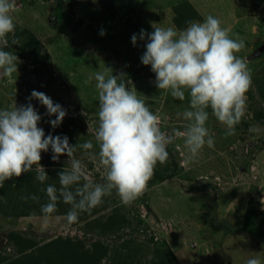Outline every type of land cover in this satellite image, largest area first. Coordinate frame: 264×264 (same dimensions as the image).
Returning <instances> with one entry per match:
<instances>
[{
  "label": "rangeland",
  "instance_id": "374dc122",
  "mask_svg": "<svg viewBox=\"0 0 264 264\" xmlns=\"http://www.w3.org/2000/svg\"><path fill=\"white\" fill-rule=\"evenodd\" d=\"M185 1H190L201 15L196 21L211 14L231 29L230 35L245 41L246 47L238 55L247 60L251 70L247 112L235 135L226 136L225 126L210 111L207 126L214 134V147L205 146L195 163L184 166L182 141L169 145L167 162L155 167L153 186L148 185L133 203L123 204L115 191L104 197V211L124 205L131 210L135 223L139 218L144 222L135 230L126 228L109 241L117 250L128 251L125 243L130 240L147 246L153 245L152 237L164 240L181 264H246L253 257L264 262V232L244 231L249 207L264 217V205L260 203L264 198V118L260 121L255 117V111L264 107V50L253 56L264 44V6L246 16L247 7L238 0H18L16 28L33 31L48 49L52 64L41 67L17 55L18 72L11 78L0 76V108L14 103L25 105L33 90L43 92L67 111L61 125L53 129L48 121L55 116H47L39 101H31L42 117L39 126L45 134L62 131L76 117L84 133L75 138L80 144L88 140L95 144L88 125L97 126L98 96L94 79L89 82L88 78L110 68L113 75L126 74L137 95L161 117L162 129H182L186 122L177 114L188 107L187 97L181 101L157 89L155 74L140 59L146 41L138 40L133 46L131 37L141 29L152 32L153 25L177 28L173 6ZM248 4L253 7L252 2ZM253 125L262 131L250 133ZM78 154L90 178L101 182L103 170L82 151ZM51 157L49 149L42 153L41 160L46 162H40L48 174L68 166L66 156L58 162ZM158 174L169 178L160 181ZM64 216L55 215L45 222L39 215L17 219L12 213L0 214V247L8 246L7 253L12 250L7 237L10 230L28 231L47 240L59 235L83 237Z\"/></svg>",
  "mask_w": 264,
  "mask_h": 264
},
{
  "label": "clouds",
  "instance_id": "9594fccd",
  "mask_svg": "<svg viewBox=\"0 0 264 264\" xmlns=\"http://www.w3.org/2000/svg\"><path fill=\"white\" fill-rule=\"evenodd\" d=\"M18 10V0H0V42L4 45L15 32ZM152 27L150 33L141 29L133 34L131 42L135 46L138 40L146 41L140 59L151 67L158 90L181 101L187 97L188 107L177 114L186 122L182 129H162L161 117L137 95L126 74L113 75L110 68L88 78L89 82L94 79L98 96L97 126L88 125L95 144L92 140L70 144L66 135L46 136L39 126L42 117L31 101H39L47 116H55L48 121L53 129L61 125L67 111L43 92L33 90L25 105L0 108V187L31 172L34 166L36 180L47 181L49 175L40 162L49 149L53 161L68 158V166L57 173L60 187L49 184L44 189L48 199L40 213L45 222L57 212L61 200L70 206L64 216L68 225L99 206L113 191L123 204L133 203L146 190L156 165L167 162L169 145L182 141L184 166L195 163L205 146L214 147V134L207 126L209 109L225 126L226 136L235 135L236 126L245 117L252 77L247 60L238 55L246 47L242 38L230 35L231 29L211 14L203 21H188L183 29ZM104 34L101 30L100 35ZM17 61L16 54L0 47V76L11 78L18 72ZM261 131L258 125L249 128L250 133ZM78 150L103 170L101 182L90 178L86 165L75 155ZM28 198L39 199L23 197ZM260 203L264 205V198ZM246 264L264 262L253 257Z\"/></svg>",
  "mask_w": 264,
  "mask_h": 264
},
{
  "label": "trees",
  "instance_id": "16d2710c",
  "mask_svg": "<svg viewBox=\"0 0 264 264\" xmlns=\"http://www.w3.org/2000/svg\"><path fill=\"white\" fill-rule=\"evenodd\" d=\"M247 1L243 0V2ZM250 1L253 6H259L263 0ZM173 11L175 13L173 22L178 29L185 28L188 21L202 18L190 1L174 5ZM14 40L16 44H13ZM0 47H4L6 51H12L34 65L49 67L52 64L51 55L45 44L29 28H16L15 32L7 37V44L4 45L0 42ZM259 54L257 52L255 55ZM248 92L252 93V89L250 88ZM255 117L262 121L264 107L255 111ZM77 120L78 118L72 117L62 131L56 130L51 134L53 136L66 135L70 144H80V140L78 141L75 137L84 133V130L82 124L77 123ZM72 126H74V131L71 130ZM80 151L83 152V150H78L75 155H79ZM41 162L46 161L41 160ZM60 170L57 169L48 174L49 178L43 184L35 178V167L31 172L24 173L19 178L13 177L12 180L6 181L3 187H0V214L12 213L17 219L25 216H41V205L45 204L48 199L44 189L49 184H53L57 188L60 187L57 177ZM156 176L160 181L169 178V176L160 174ZM153 184L154 179L148 182L149 186H153ZM32 195L39 199H23V197ZM104 200L105 202L91 211L81 213L78 221L71 224L82 231L83 237L59 235L47 240L28 231L10 230L7 237L8 245L12 247V250L7 253L8 246L0 247V264H181L168 242L155 240L153 237L150 239L152 246L130 240L125 243L128 245V251L114 248L115 244L112 245L109 241L111 237L120 235L121 231L126 228L135 230L144 222L139 218L135 223L131 216V210H127L124 205L118 204L113 206L109 212L104 211L107 209L106 199ZM69 207L61 200L58 202L57 212L53 216L65 215ZM82 222L83 224H81ZM263 230L264 217L259 216L252 207H249L244 231L251 234H263ZM144 246L148 249L146 250ZM145 255L148 256L147 259Z\"/></svg>",
  "mask_w": 264,
  "mask_h": 264
},
{
  "label": "crops",
  "instance_id": "0c3cea01",
  "mask_svg": "<svg viewBox=\"0 0 264 264\" xmlns=\"http://www.w3.org/2000/svg\"><path fill=\"white\" fill-rule=\"evenodd\" d=\"M237 1V0H236ZM251 1L248 0L247 2H243V0H238V3L239 4H245L246 7H247V12H246V16H249L248 13H254L255 11L259 12L258 10L260 9H263V6H264V0L262 1V3L259 5V6H253L251 7V4H248L250 3ZM251 7V9L249 10V8ZM264 10V9H263ZM253 17V16H251ZM254 27L256 26L257 27V24L256 25H253ZM252 26V27H253ZM260 29V28H259Z\"/></svg>",
  "mask_w": 264,
  "mask_h": 264
},
{
  "label": "water",
  "instance_id": "95a60500",
  "mask_svg": "<svg viewBox=\"0 0 264 264\" xmlns=\"http://www.w3.org/2000/svg\"><path fill=\"white\" fill-rule=\"evenodd\" d=\"M263 50H264V45H262L261 47H259L257 52L260 53V52H262ZM257 52H256V53H257ZM256 53H254L253 56H255Z\"/></svg>",
  "mask_w": 264,
  "mask_h": 264
}]
</instances>
